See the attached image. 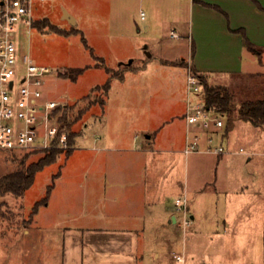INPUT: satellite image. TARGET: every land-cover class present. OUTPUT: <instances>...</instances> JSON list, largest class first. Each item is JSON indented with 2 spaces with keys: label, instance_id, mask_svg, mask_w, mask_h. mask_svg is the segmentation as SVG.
I'll list each match as a JSON object with an SVG mask.
<instances>
[{
  "label": "crops",
  "instance_id": "0c3cea01",
  "mask_svg": "<svg viewBox=\"0 0 264 264\" xmlns=\"http://www.w3.org/2000/svg\"><path fill=\"white\" fill-rule=\"evenodd\" d=\"M36 4L33 0V21ZM175 6L185 13L174 26L186 41L187 50L181 55L186 65H178L177 60L161 62L181 67L178 78L175 75L182 85L177 101L180 110L172 116L183 119L179 147L174 146L175 140L164 145L159 134L134 127V106L140 104L149 113V98L113 97L125 91L129 75L135 76L134 83L143 69L135 67L122 80L113 79L98 114L96 109L90 110L82 129L72 130L78 136L68 157L75 161L69 165L70 174L58 181H82L81 211L67 216L85 219V224L64 226L60 264H175L173 254L183 255L185 264H264L262 184L250 176L237 184L234 181V192L220 188L224 194L212 199L216 204L222 202L226 213L203 216L200 206L207 201L206 183L199 189L190 187L193 163L189 156L213 154H184L187 136L193 130L185 120L191 70L204 76L209 86L230 89V81L244 78L257 60L262 65L264 0H180ZM74 23L72 26H76L75 19ZM247 41L257 50H249ZM216 78L223 84L209 83ZM135 90V84L131 85L129 92L135 95ZM99 114L98 119L90 120ZM228 130L225 122L223 146ZM205 139L201 149L206 147ZM178 154L185 155L184 166L177 163ZM213 156L218 167L225 162L224 154ZM55 192L56 185L51 198ZM182 195L188 200V227L182 226L175 207V199Z\"/></svg>",
  "mask_w": 264,
  "mask_h": 264
},
{
  "label": "rangeland",
  "instance_id": "374dc122",
  "mask_svg": "<svg viewBox=\"0 0 264 264\" xmlns=\"http://www.w3.org/2000/svg\"><path fill=\"white\" fill-rule=\"evenodd\" d=\"M179 1L37 0L33 10L34 21L48 19L62 30L75 28L81 33L64 37L48 28L40 30L18 25L14 42L20 53L29 57L36 66L53 70L43 78V87L35 89V104L57 102L59 114L55 110L54 115L59 119L61 114H66L75 121L72 130L78 132L88 120L89 111L96 109L98 114L102 107L107 93L104 84L109 77L122 73L124 67L132 70L139 67L143 69L139 78H135L133 83L132 77L135 76L129 75L125 91L113 97L149 98V113L140 104L134 106V127L159 134L164 145H170V141L175 140L174 146L178 148L183 119L181 115L178 119H172V116L180 110L177 101L182 85L175 78H178L181 67L161 61L177 60L178 65H184L181 55L183 50H187L186 41L174 26L177 19L185 16L183 10L179 11L175 6ZM65 12L75 19L76 26L63 20ZM101 60L103 64L99 62ZM261 63L259 65L257 60L254 70L250 68L241 80L230 81L233 87L229 90L234 92L237 106L245 98L264 96V56ZM121 64L124 67H120ZM75 69L84 70L76 80L61 76ZM106 69H110V73ZM200 76L205 80L204 76ZM214 82L223 84L219 78L209 83ZM133 84L137 88L135 95L129 92ZM121 108L127 109L126 106ZM99 116L90 120L95 121ZM225 122L229 133L224 141V163L220 162L218 167L213 155L189 156V163H193L189 171L190 187L199 189L201 184L206 183L204 194L207 201L200 206V214H209L210 218L216 211L221 216L226 213L224 204H216L212 197L224 194L220 188L234 192L237 181L243 177L249 179L251 176L261 183L264 194V128L257 129L237 117L231 122L225 118ZM76 140L79 143V137ZM76 145L77 148L79 145ZM68 155L67 152L58 154L54 164L38 172L32 187L23 197L7 195L0 198L4 213L0 218V264H60L64 226L85 224V219L67 216L68 213L81 211L83 192L79 184L82 181L79 178L70 183L61 179L58 181L70 174L68 168L75 158L71 159ZM44 156V152H0V179L25 170ZM250 158L252 161H248ZM176 160L178 164H186L185 155H176ZM212 177L216 179V184L214 180L209 181ZM55 185L56 192L51 198L48 187ZM45 198L48 203L34 212L35 205ZM261 231L264 237V213Z\"/></svg>",
  "mask_w": 264,
  "mask_h": 264
},
{
  "label": "built area",
  "instance_id": "2783aa9c",
  "mask_svg": "<svg viewBox=\"0 0 264 264\" xmlns=\"http://www.w3.org/2000/svg\"><path fill=\"white\" fill-rule=\"evenodd\" d=\"M32 6L33 0H0V152H67L73 147L69 130L54 115L58 103L35 104L33 100L35 89L43 87V78L53 70L36 66L21 55L14 42L18 25L32 27ZM202 91L200 79L190 72L185 120L193 130L187 136L184 154L223 155L225 148L220 141L225 137V116L206 105ZM204 137L206 147L201 149ZM175 207L182 216V226L188 227L191 220L187 198H176ZM173 258L175 264H185L183 255L173 254Z\"/></svg>",
  "mask_w": 264,
  "mask_h": 264
},
{
  "label": "trees",
  "instance_id": "16d2710c",
  "mask_svg": "<svg viewBox=\"0 0 264 264\" xmlns=\"http://www.w3.org/2000/svg\"><path fill=\"white\" fill-rule=\"evenodd\" d=\"M32 27L39 28L40 30L48 28L51 32L61 36L77 35L81 33L78 29L75 28L71 29L70 31L62 30L55 25H52V23L48 19L33 21ZM83 41L85 42L84 39ZM246 43L249 50H257L249 41H247ZM99 62L101 64L104 63L103 60ZM181 63H184V65H186L183 61ZM120 67H124V64H121ZM131 70L132 69L128 67H124L122 69V73L109 77L108 81L104 84L106 92H108V90L110 89L111 81L113 79L122 80L124 78V74ZM83 71V69H75L70 71L69 73L61 74V76H63L64 78H69L71 80H76V78L81 75ZM106 71L107 73H110V69H106ZM191 72L201 81L203 87L202 98L207 106L215 107L220 113L225 116L228 122H231L235 117H237L238 119L251 124L255 128H264V96L256 98H245L237 106L234 92L225 87L209 86L208 83L203 80V77H201L196 71L191 70ZM58 112L59 110L55 111V113L59 114ZM58 121L63 127H66L69 130V144L73 147L74 140L76 136H78L77 133L72 131V126L75 121L70 120L66 114H61ZM70 152V150L67 151V154H70ZM60 153L62 152L56 149L45 151L44 158L37 163L31 164L25 170H19L2 177L0 179V198H3L7 195L23 197L26 191L32 187L36 174L42 171L47 166L54 164L57 155ZM51 189L52 186L48 187V193ZM46 202V198L38 202L34 207V212L38 209L39 206L45 204ZM3 214V204H0V218L3 217Z\"/></svg>",
  "mask_w": 264,
  "mask_h": 264
},
{
  "label": "water",
  "instance_id": "95a60500",
  "mask_svg": "<svg viewBox=\"0 0 264 264\" xmlns=\"http://www.w3.org/2000/svg\"><path fill=\"white\" fill-rule=\"evenodd\" d=\"M65 15H66V17L68 18V21L72 24V25H74L75 23H74V19L71 17V16H69L66 12H65Z\"/></svg>",
  "mask_w": 264,
  "mask_h": 264
}]
</instances>
